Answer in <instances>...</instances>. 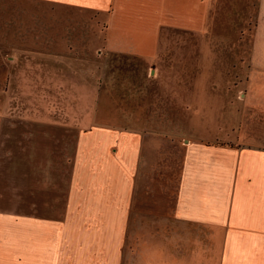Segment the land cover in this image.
Listing matches in <instances>:
<instances>
[{
  "label": "rangeland",
  "instance_id": "1",
  "mask_svg": "<svg viewBox=\"0 0 264 264\" xmlns=\"http://www.w3.org/2000/svg\"><path fill=\"white\" fill-rule=\"evenodd\" d=\"M109 22L55 1L0 0V211L57 237L71 203L127 183L121 264H215L220 236L174 210L196 148H264V0H205L200 27L161 25L141 56L109 47ZM119 132L146 141L125 178Z\"/></svg>",
  "mask_w": 264,
  "mask_h": 264
},
{
  "label": "crops",
  "instance_id": "2",
  "mask_svg": "<svg viewBox=\"0 0 264 264\" xmlns=\"http://www.w3.org/2000/svg\"><path fill=\"white\" fill-rule=\"evenodd\" d=\"M49 1L109 12V47L139 56L152 52L161 25L198 28L205 16V0ZM145 142L137 132L117 134L115 162L122 178L136 170ZM195 150L201 154L194 165L186 160L177 218L213 227L221 239L215 264H264V148ZM131 192L126 183L116 197L71 203L67 218L57 221V237L23 227L28 217L0 211V264H121Z\"/></svg>",
  "mask_w": 264,
  "mask_h": 264
}]
</instances>
